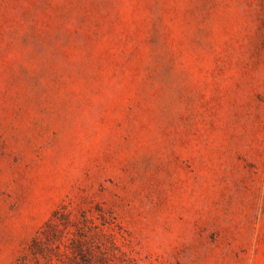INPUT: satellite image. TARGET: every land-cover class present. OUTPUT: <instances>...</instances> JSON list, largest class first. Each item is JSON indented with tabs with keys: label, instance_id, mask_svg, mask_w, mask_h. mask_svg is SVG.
Masks as SVG:
<instances>
[{
	"label": "rangeland",
	"instance_id": "374dc122",
	"mask_svg": "<svg viewBox=\"0 0 264 264\" xmlns=\"http://www.w3.org/2000/svg\"><path fill=\"white\" fill-rule=\"evenodd\" d=\"M58 210L51 264H264V0H0V264Z\"/></svg>",
	"mask_w": 264,
	"mask_h": 264
},
{
	"label": "trees",
	"instance_id": "16d2710c",
	"mask_svg": "<svg viewBox=\"0 0 264 264\" xmlns=\"http://www.w3.org/2000/svg\"><path fill=\"white\" fill-rule=\"evenodd\" d=\"M61 209L63 212L64 207H62ZM57 222H60L61 224H64L66 222V216L60 215L59 210L54 213L52 219L46 224V228L49 227V234L47 235V239L34 238V240L28 247L30 254L36 255V257H38V255H43V258L46 260L45 264H51V256L47 254L48 252L52 253V255H54V253H57V251H55V246L60 241L59 227L56 225ZM23 262L24 261H22V264Z\"/></svg>",
	"mask_w": 264,
	"mask_h": 264
}]
</instances>
